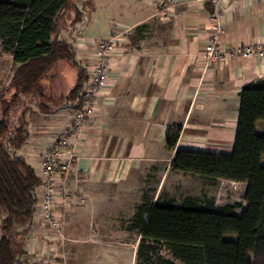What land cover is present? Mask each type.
Listing matches in <instances>:
<instances>
[{"label": "crops", "instance_id": "crops-1", "mask_svg": "<svg viewBox=\"0 0 264 264\" xmlns=\"http://www.w3.org/2000/svg\"><path fill=\"white\" fill-rule=\"evenodd\" d=\"M221 10L225 20V33L221 37L224 49L264 45V0H233L221 4ZM212 15L209 1L160 0L150 13L134 19L129 16L130 21H118L106 37L123 34L111 69L113 87L108 97L100 98L99 111L87 119L79 140L83 144L81 156L69 168L67 197L59 206L66 241L57 243L61 256L52 259L51 264H98L95 258L105 255L104 240L112 230L139 234L127 223L135 209L116 230L108 221L112 217L109 203L121 200L120 186L129 174L143 167L151 171L160 169V186L169 171L172 184L176 185V180L196 178L171 170L170 162L176 150L232 151L240 92L247 84L264 79V57L218 58L204 73ZM75 41L77 56L85 66L92 49L80 48L81 42L77 38ZM11 68L12 55L2 53L0 40V69L5 75L0 80V94L6 98L11 94L6 89ZM48 78L51 81L47 85L55 97L52 102L72 88L55 94L54 88H59L61 83L52 75ZM68 105L74 108L71 103ZM54 111L42 113L35 107L34 116L27 117L30 136L21 155L36 170L40 166L37 161L40 149L69 124L68 119ZM258 126L264 127V123L259 122ZM170 128H180L174 150H169L165 142ZM159 186L152 203L157 199ZM166 195L173 197L170 191ZM241 204L245 206V202ZM122 215L126 216L125 211L118 216ZM131 243V248L136 250L139 235ZM43 245L39 237L27 238L25 264L35 259L30 250L38 251Z\"/></svg>", "mask_w": 264, "mask_h": 264}, {"label": "trees", "instance_id": "trees-1", "mask_svg": "<svg viewBox=\"0 0 264 264\" xmlns=\"http://www.w3.org/2000/svg\"><path fill=\"white\" fill-rule=\"evenodd\" d=\"M71 1L0 0L2 53L12 55L6 85L11 94L7 98L0 94V264H24V245L35 223L41 180L21 155L30 136L27 116L35 107L42 113L70 103L77 107L88 80L75 43L60 36ZM73 6V17L66 19L69 29L84 15L76 1ZM63 60L77 67L76 82L52 102L55 97L46 76ZM21 105V117L16 119L15 110ZM259 122L264 123V79L240 92L230 153L175 151L171 170L211 185L243 183L245 206L218 204L206 194L145 200L137 205L130 225L138 230L137 256L146 264L154 263L160 245L175 261L158 258L159 264H264V127ZM179 135L180 128L167 131L169 150L175 149Z\"/></svg>", "mask_w": 264, "mask_h": 264}, {"label": "rangeland", "instance_id": "rangeland-1", "mask_svg": "<svg viewBox=\"0 0 264 264\" xmlns=\"http://www.w3.org/2000/svg\"><path fill=\"white\" fill-rule=\"evenodd\" d=\"M75 1L84 15L83 19L77 22L74 28L71 27L69 29L67 28L68 23L66 19L73 17V5ZM157 1L160 0H72V6L68 10L69 13L63 17L64 21L60 24L61 28L66 27V29H61L60 36L68 40H73L74 43L77 38V41H83L84 44L87 45L90 40L93 41L109 36L111 31L116 27L118 21H130L129 16L134 19L150 13ZM77 60L80 61L81 64H84L83 60L78 56ZM51 75L55 78V81L57 80L61 83L59 88H54L55 94H61L74 85L77 78V67L68 61H59L46 76V82L51 81V78L48 79ZM4 76L5 75L0 69V80L3 79ZM30 103L31 102L28 101L27 106H31ZM71 108L70 105L66 104L57 107L54 112L55 114L59 112L62 116L66 117ZM22 109L23 105H21L20 108H16V119L21 117ZM34 114L35 112L32 111L27 117H33ZM29 129H31L30 125ZM167 176H169V178H166ZM161 177L162 171H160V169L151 171L143 167L142 170L135 171V174H129L125 178L124 183L120 186L121 193H123L122 197H120L121 200H114L109 203L108 209L112 212V217L108 218V221L112 229L117 228V226L120 228L123 222L126 221L127 216L137 208V205L142 204L147 199L153 200ZM171 177L172 174H169V171H167L159 186L157 198L160 195L159 197H161V199H166L168 196L166 194L170 191V194L178 199L183 197V195L200 196L202 193H206L208 196L214 197L218 204L244 202L243 194L245 185L242 186L236 184V182L229 181H220L216 185H211L198 176H195L196 178H187L188 181L185 179L176 180L178 184L173 185ZM121 211H125L126 216H118ZM129 220L130 219H127L128 225L130 223ZM137 236V233H116V231L112 230L111 233L106 235L104 240L106 245L104 246L106 249L104 252L105 255H98L95 258L96 263L146 264L142 256H137V249L134 250L131 248V242H133ZM158 258L174 260L170 252L162 245L159 247L158 255L154 258L153 264H159L157 262ZM176 263L182 264L179 261H176Z\"/></svg>", "mask_w": 264, "mask_h": 264}, {"label": "built area", "instance_id": "built-area-1", "mask_svg": "<svg viewBox=\"0 0 264 264\" xmlns=\"http://www.w3.org/2000/svg\"><path fill=\"white\" fill-rule=\"evenodd\" d=\"M209 1L213 6V15L210 18L212 33L205 48V67L203 72L209 70L211 62L218 58L227 57L235 59L241 57H264V45H247L241 49H224L221 37L225 33L224 14L221 4L233 0H184L185 3H201ZM123 34L113 35L108 38L90 40L87 45L83 41L78 44L80 48L92 49L90 61L85 65L88 76L84 87L83 98L77 107L71 108L68 115L61 116L69 120V124L48 144L40 150L37 161L40 166L37 174L41 180L38 190L39 201L35 211V223L28 233V239L39 237L44 241L42 249H31L35 257L31 264H51L52 259L60 257V245L64 242L63 220L59 211L60 204L66 200V177L74 160L81 156L79 142L86 129V121L99 111V100L106 98L113 87V69L116 57L119 54V44ZM79 42V43H80ZM64 149H67L64 152ZM26 258L23 259L24 264ZM55 264V263H54Z\"/></svg>", "mask_w": 264, "mask_h": 264}]
</instances>
